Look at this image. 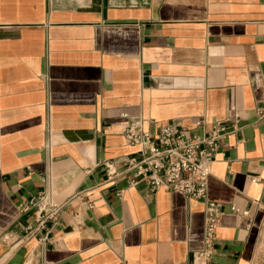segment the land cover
<instances>
[{
	"label": "crops",
	"instance_id": "1",
	"mask_svg": "<svg viewBox=\"0 0 264 264\" xmlns=\"http://www.w3.org/2000/svg\"><path fill=\"white\" fill-rule=\"evenodd\" d=\"M138 121L230 132L203 262V203L108 174ZM41 193L64 207L30 236ZM263 233L264 0H0V264H257Z\"/></svg>",
	"mask_w": 264,
	"mask_h": 264
},
{
	"label": "built area",
	"instance_id": "2",
	"mask_svg": "<svg viewBox=\"0 0 264 264\" xmlns=\"http://www.w3.org/2000/svg\"><path fill=\"white\" fill-rule=\"evenodd\" d=\"M202 124L203 121L198 123ZM229 133L216 127L202 137H194L187 128L171 124H159L155 130L148 131L142 121L129 123L123 136L128 145L139 148L140 157L128 158L123 173L110 172L112 164H106L109 176L132 173L135 179L146 182L153 192L165 188L182 193L191 205L204 204V249L197 254L201 262L209 258L213 249L221 215L219 206L208 200V181L212 176V164L220 155L222 140ZM63 207L53 202L47 193L33 198L23 208L34 211L35 225L28 228V234L31 236L45 229L49 222L58 225ZM231 209L238 211L235 207Z\"/></svg>",
	"mask_w": 264,
	"mask_h": 264
},
{
	"label": "rangeland",
	"instance_id": "3",
	"mask_svg": "<svg viewBox=\"0 0 264 264\" xmlns=\"http://www.w3.org/2000/svg\"><path fill=\"white\" fill-rule=\"evenodd\" d=\"M261 255L259 257V260L257 261V264H264V233L263 237L261 238Z\"/></svg>",
	"mask_w": 264,
	"mask_h": 264
}]
</instances>
